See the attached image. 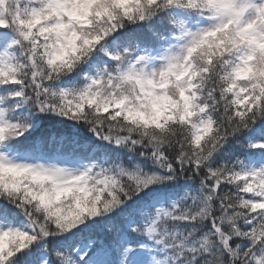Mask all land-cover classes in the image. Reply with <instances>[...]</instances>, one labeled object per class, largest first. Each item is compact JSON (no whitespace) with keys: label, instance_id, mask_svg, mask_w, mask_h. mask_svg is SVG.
<instances>
[{"label":"snow or ice","instance_id":"6c2138e0","mask_svg":"<svg viewBox=\"0 0 264 264\" xmlns=\"http://www.w3.org/2000/svg\"><path fill=\"white\" fill-rule=\"evenodd\" d=\"M0 264H264V0H0Z\"/></svg>","mask_w":264,"mask_h":264}]
</instances>
